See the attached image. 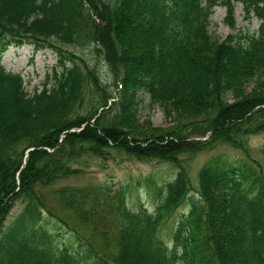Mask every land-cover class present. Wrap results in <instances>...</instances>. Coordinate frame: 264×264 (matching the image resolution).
Listing matches in <instances>:
<instances>
[{"label": "trees", "instance_id": "1", "mask_svg": "<svg viewBox=\"0 0 264 264\" xmlns=\"http://www.w3.org/2000/svg\"><path fill=\"white\" fill-rule=\"evenodd\" d=\"M237 1L258 29L214 37L213 8L225 7L230 25ZM22 44L57 56L31 95L1 63ZM141 94L168 126L138 119ZM262 131L264 0H0V264H264V173L249 147ZM224 146L237 162L216 154L192 180V157ZM256 152L264 159V144ZM112 154L174 173L55 187ZM140 184L152 210L127 204ZM47 193L99 247L46 205ZM46 217L79 248L59 243Z\"/></svg>", "mask_w": 264, "mask_h": 264}, {"label": "rangeland", "instance_id": "2", "mask_svg": "<svg viewBox=\"0 0 264 264\" xmlns=\"http://www.w3.org/2000/svg\"><path fill=\"white\" fill-rule=\"evenodd\" d=\"M229 19L226 17V9L221 5L213 8L210 16L209 31L218 38L224 39L230 33L243 32L254 33L258 29L259 20L257 17L249 13L246 15L243 11L242 3L233 2L232 24H228ZM73 49V48H68ZM75 50V49H74ZM79 53H87L89 49L76 50ZM57 61L56 54L51 49H34L31 45H10L3 53L1 63L6 70L13 73H20L24 81V88L27 94L31 95L35 89L40 90L45 75L51 72L52 67ZM100 74L106 76V68L101 64L99 68ZM110 76H106L107 81L111 82ZM143 101L138 110V119L140 121H149L152 126L166 127L170 123V119L165 116L163 109L158 105L151 103L147 97L141 94ZM264 144V131L253 134L249 137V147L253 151L254 156L260 161L264 173V159L257 154V150ZM216 154L228 160L227 163H235L240 157L239 152L229 148L221 147L209 152H201L192 157L190 174L194 180V174L197 168L202 165L209 157ZM174 170L164 163H156L154 161L144 162L137 159L126 157L123 155L112 154L106 159L94 158L79 174L61 180L55 187L65 184L73 185H89L100 186L114 184V188L121 183L130 180L142 179L148 176L156 177L158 182H162L171 178ZM46 205L51 208L54 213L64 218L70 226L72 224L86 235L94 246L99 247L98 238L95 233L91 231L88 225L82 224L71 209H67L59 205L53 196L45 194ZM154 196L144 186L140 184L139 188L134 191L129 197L127 204L130 208L138 209L139 205L147 207L149 210L153 209ZM18 211V206L14 207L10 216L13 217ZM44 226L47 229L59 233V243L69 244L75 242L74 249L79 248L78 242L68 237L67 230H58L59 226L55 219L46 217L44 219ZM172 222L168 223L164 230L161 231L163 239L168 241L172 228ZM95 242V243H94Z\"/></svg>", "mask_w": 264, "mask_h": 264}]
</instances>
